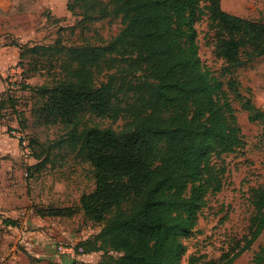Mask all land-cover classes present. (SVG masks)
Here are the masks:
<instances>
[{
  "label": "trees",
  "instance_id": "obj_1",
  "mask_svg": "<svg viewBox=\"0 0 264 264\" xmlns=\"http://www.w3.org/2000/svg\"><path fill=\"white\" fill-rule=\"evenodd\" d=\"M68 0L82 26L118 17L116 34L100 43H21L23 75L52 76L38 85L31 124L64 127L46 144L30 139L34 163H56V152L73 153L91 167L93 187L69 205L39 204L40 215L82 213L100 226L84 251H102L97 264H181L184 239L195 230L207 195L223 186L222 154L244 145L223 82L198 55L195 20L204 13L212 52L229 73L227 91L241 99L250 121L264 110L240 91L232 70L264 55V21L224 10L221 0ZM17 101L7 92L0 107ZM23 129L27 118L16 111ZM122 120L118 128L83 122L85 115ZM34 142L37 145L34 146ZM33 174V173H32ZM253 212L247 233L217 258L187 264H230L264 231V182L251 186ZM264 263V241L253 257Z\"/></svg>",
  "mask_w": 264,
  "mask_h": 264
},
{
  "label": "rangeland",
  "instance_id": "obj_2",
  "mask_svg": "<svg viewBox=\"0 0 264 264\" xmlns=\"http://www.w3.org/2000/svg\"><path fill=\"white\" fill-rule=\"evenodd\" d=\"M55 1L56 13H53L49 6H41L39 13L35 11L36 15L32 19L39 24L40 33L29 37L32 43H53L57 37L66 44L100 43L116 34L121 26L118 17H105L82 26L78 22V14L65 9L68 0ZM198 1L200 7L205 3V0ZM221 6L228 12L264 21V0H221ZM195 26L200 61L222 80V88L226 89L225 95L234 108L244 145L235 151L223 153L222 160H218L225 166L223 186L218 192L207 195L206 205L198 211L195 230L184 239L186 251L181 257V264H187L190 255L197 256L198 262L217 258L237 239H241L248 231L253 212L249 189L264 182L262 124L259 119L250 121L247 118V110L241 105V99L227 91L225 80L229 73H221L222 60L216 58L212 52L209 34H206L207 18L204 13L195 20ZM16 65L17 63L11 65L7 70L16 69ZM232 75L239 81L241 93L246 97L250 96L254 105L264 110V55L257 56L245 65L233 69ZM51 79L52 76L45 72L36 71L30 76H25L22 72V74L15 73L14 78L6 84L14 94H17L20 107H24L21 110L24 111L23 115L28 121L25 130L30 139H38L46 144L60 137L65 129L60 124L38 126L31 124L29 110L41 97L35 87ZM83 122L118 128L122 120L112 121L88 114L83 117ZM11 126L16 125L8 124V128ZM34 146L37 147L35 142ZM56 151L54 148L52 152L56 163L48 162L41 165L38 171H32L28 175L23 174V177L32 179L34 187L30 186V188L39 189L40 195L44 198H47L45 195L47 191V195L51 192L60 193L56 204L76 203L80 193L90 190L94 185L91 166L76 159L73 153ZM34 162L35 159L31 163ZM80 219L79 221H82ZM82 224L90 228L97 225L85 220ZM263 241L264 231L230 264H264L253 260L255 252Z\"/></svg>",
  "mask_w": 264,
  "mask_h": 264
},
{
  "label": "crops",
  "instance_id": "obj_3",
  "mask_svg": "<svg viewBox=\"0 0 264 264\" xmlns=\"http://www.w3.org/2000/svg\"><path fill=\"white\" fill-rule=\"evenodd\" d=\"M41 6H49L56 13L55 0H0V97L8 92L17 101L15 109L0 107V258L5 259V264H71L68 254L56 252L55 244L67 239L85 241L100 228L84 226L82 221L89 220L80 212L43 216L35 211L34 205L56 204L60 193L47 195V191L44 198L39 189L30 188L34 182L23 177L26 163L17 141L7 132L8 124L18 123L16 111L24 112V107H20L17 94L1 78L11 65L18 63L19 45L31 42L29 37L40 33L39 24L32 17ZM101 254L99 249H89L82 258L85 264H97Z\"/></svg>",
  "mask_w": 264,
  "mask_h": 264
},
{
  "label": "built area",
  "instance_id": "obj_4",
  "mask_svg": "<svg viewBox=\"0 0 264 264\" xmlns=\"http://www.w3.org/2000/svg\"><path fill=\"white\" fill-rule=\"evenodd\" d=\"M22 70V67L17 63L16 69H9L3 73L1 78L2 82L5 84L9 83V81L14 78V74H22ZM19 78L21 79L22 77L20 76ZM7 131L8 134L17 141L20 156L23 161L26 165L30 164L33 159V147L28 132L19 126H11ZM25 174H27L26 170ZM78 241L79 240L77 239L59 241L55 244V250L58 253L68 254L71 259V264H85V261L82 258L85 251L82 245L77 244ZM0 264H5L4 258H0Z\"/></svg>",
  "mask_w": 264,
  "mask_h": 264
}]
</instances>
